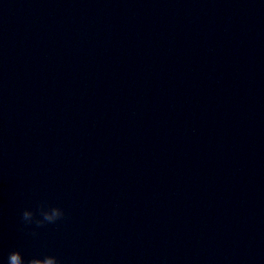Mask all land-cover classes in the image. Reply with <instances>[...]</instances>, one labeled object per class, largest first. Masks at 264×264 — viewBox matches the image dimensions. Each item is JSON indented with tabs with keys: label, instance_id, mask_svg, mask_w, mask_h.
I'll return each instance as SVG.
<instances>
[{
	"label": "clouds",
	"instance_id": "9594fccd",
	"mask_svg": "<svg viewBox=\"0 0 264 264\" xmlns=\"http://www.w3.org/2000/svg\"><path fill=\"white\" fill-rule=\"evenodd\" d=\"M63 216L64 211L60 207L49 206L45 202H41L35 210L25 208L21 213V221L25 228L33 224L36 228H40L46 223H55L62 219ZM37 234L35 230L31 231L32 236H36ZM7 264H63V261L54 255H46L42 258L34 256L25 259L19 249H14L8 253Z\"/></svg>",
	"mask_w": 264,
	"mask_h": 264
}]
</instances>
